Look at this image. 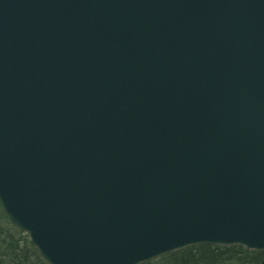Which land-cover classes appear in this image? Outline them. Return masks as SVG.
Wrapping results in <instances>:
<instances>
[{
    "label": "water",
    "instance_id": "95a60500",
    "mask_svg": "<svg viewBox=\"0 0 264 264\" xmlns=\"http://www.w3.org/2000/svg\"><path fill=\"white\" fill-rule=\"evenodd\" d=\"M0 202L49 264L263 251L264 0H0Z\"/></svg>",
    "mask_w": 264,
    "mask_h": 264
},
{
    "label": "trees",
    "instance_id": "16d2710c",
    "mask_svg": "<svg viewBox=\"0 0 264 264\" xmlns=\"http://www.w3.org/2000/svg\"><path fill=\"white\" fill-rule=\"evenodd\" d=\"M264 250L242 245L198 244L164 254L141 264H262ZM0 264H49L29 235L15 226L0 202Z\"/></svg>",
    "mask_w": 264,
    "mask_h": 264
}]
</instances>
